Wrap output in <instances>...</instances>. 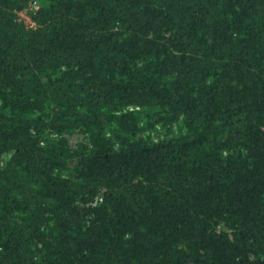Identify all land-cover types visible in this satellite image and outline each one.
Here are the masks:
<instances>
[{"label": "trees", "instance_id": "obj_1", "mask_svg": "<svg viewBox=\"0 0 264 264\" xmlns=\"http://www.w3.org/2000/svg\"><path fill=\"white\" fill-rule=\"evenodd\" d=\"M0 264H264V0H0Z\"/></svg>", "mask_w": 264, "mask_h": 264}, {"label": "rangeland", "instance_id": "obj_2", "mask_svg": "<svg viewBox=\"0 0 264 264\" xmlns=\"http://www.w3.org/2000/svg\"><path fill=\"white\" fill-rule=\"evenodd\" d=\"M22 20L27 24L31 26V23L29 24V21L27 19L28 15H20ZM180 132L179 128V122H175L172 126V132H168L167 127L161 124H158L154 129L147 130L146 132L141 134V137H152L155 140H162L165 138L170 137L172 134H177ZM53 138H57V136H53ZM61 141H65V145L62 143L63 147L67 151H77L81 147H91L90 140L88 138V135L81 131V130H75V131H66L57 138ZM99 197L95 199V201L98 200Z\"/></svg>", "mask_w": 264, "mask_h": 264}, {"label": "built area", "instance_id": "obj_3", "mask_svg": "<svg viewBox=\"0 0 264 264\" xmlns=\"http://www.w3.org/2000/svg\"><path fill=\"white\" fill-rule=\"evenodd\" d=\"M38 8V5H37V2L36 1H33L29 8L20 12L19 15H22V17H24V15H28L27 19L29 21V24L31 23V26H34V23L32 22L31 18H30V13L31 12H34L36 9ZM21 17V16H20ZM30 26V25H29ZM133 109V108H131Z\"/></svg>", "mask_w": 264, "mask_h": 264}]
</instances>
